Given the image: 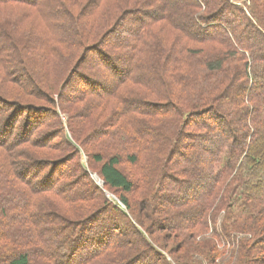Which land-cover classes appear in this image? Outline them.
Listing matches in <instances>:
<instances>
[{"label": "trees", "instance_id": "trees-1", "mask_svg": "<svg viewBox=\"0 0 264 264\" xmlns=\"http://www.w3.org/2000/svg\"><path fill=\"white\" fill-rule=\"evenodd\" d=\"M89 56L101 69L88 81ZM70 84L84 88L66 107ZM0 108L16 110L0 121V264H264V0H0ZM77 114L83 133L100 127L86 141ZM98 135L114 150L90 152ZM62 163L78 192L55 177ZM176 182L191 197L177 198ZM160 214L187 216L170 227L179 241L165 235L172 250L151 236ZM161 248L181 255L168 262Z\"/></svg>", "mask_w": 264, "mask_h": 264}, {"label": "rangeland", "instance_id": "rangeland-1", "mask_svg": "<svg viewBox=\"0 0 264 264\" xmlns=\"http://www.w3.org/2000/svg\"><path fill=\"white\" fill-rule=\"evenodd\" d=\"M143 3H145V2H143ZM142 3V4H143ZM142 6V5H141ZM134 21H136L135 19L131 22V25H133L134 24V28L136 27V22H134ZM129 25L128 24H126V23H123L122 24V27L120 28L121 29V31H124V29L126 28V27H128ZM117 33V34H116ZM115 35H113V37H112V41L113 40H115V38H116V36H118L117 37V40H120V41H124L126 38H125V36H124V38H121L120 37V35H119V31L117 30V32H115L114 33ZM117 40H115V42H118ZM122 43V42H121ZM114 47V46H113ZM113 47H104V48H106L107 50H109V51H112L113 53L115 52V51H117V49H115V48H113ZM99 57V56H98ZM101 58V57H100ZM120 61V60H119ZM127 60H126V58L125 57H122V60L120 61L121 63H122V65H123V67H126V65H127V62H126ZM98 62L96 61V59H95V56H89L87 59H86V62L84 63V69H86L87 71H86V76H85V80H88L89 81V78H92L93 76L95 77V75H96V73H97V68L98 69H101L100 68V66L97 64ZM109 77H110V79H114V74H109ZM106 81V80H105ZM87 82V81H86ZM104 83V85H106V83L105 82H103ZM112 84L111 83H108V85H106L105 87H109V88H111L112 86H111ZM72 87H73V84H70V86L68 87V90L66 91V96H68V99H69V102H67V106L66 107H70V106H73L74 104H75V102H77L78 101V99H80V97H81V89H83L84 88V86L82 85V87H79V88H74V89H72ZM94 89H97V87L96 88H94ZM107 89L108 88H106L105 90H101V89H97V90H94V91H96V92H104L105 93V91H107ZM129 92H132V90L131 91H129ZM133 93V92H132ZM57 97V96H56ZM58 99V98H57ZM56 103H59V99H58V102H56ZM57 105H59V104H57ZM85 106H86V103L85 104H80L79 102L75 105V108L78 110V111H87L86 109H85ZM62 107H63V104H62ZM48 109V108H47ZM52 109V108H51ZM0 112H2L1 113V115H2V119H0V121L1 122H3L4 121V119L6 118V116L7 115H12V116H14L15 114H16V110H12V109H5V110H3L2 108H0ZM76 113H77V111H76ZM78 115L79 114H77L76 115V120L74 119L73 121H72V123H74V127L76 128V130H77V132H81V133H83V130H82V127H80V122L79 121H81V119L78 117ZM25 116H27V117H25ZM30 116L31 117H34V118H36V116L35 115H31V113H29L28 112V114H26V113H24L23 114V116L19 119V121L18 122H16V130L18 131V134L19 135H21V132L23 131V129H24V126L25 125H27L28 124V122H29V120L31 119L30 118ZM62 116V121H63V123H64V127L66 128V130H65V132H66V136H67V138H68V140L71 142V143H74L75 144V142H76V144L78 145V148L80 149V151H85L84 149V147H83V145L80 143V144H78L77 143V141H76V139L74 138V136H73V134H72V132H71V130H70V128H69V125H70V122H69V115H67V114H62L61 115ZM7 118H8V116H7ZM51 120V119H50ZM52 121V120H51ZM20 123V124H19ZM44 123V121H42V124ZM67 123H68V127H67ZM91 127H93V126H97V123H95V120H92V123H91V125H90ZM89 126V127H90ZM89 127L87 128L88 130H85L84 131V133L82 134V139L84 140V141H86V139L90 136V130H89ZM81 128V129H80ZM97 128H100L99 126H97ZM55 128H54V126L51 124V122L49 123V128H48V131H49V134H51V136H47V141H51L50 143V145H58L59 144V142H58V139L56 140L55 139V132L54 131H56V130H54ZM89 135V136H88ZM99 136L100 135H98V136H92V137H90V139H89V142H88V144H87V147H88V149L90 150V152H92L93 154L94 153H103V152H105V151H113L114 150V148H112V147H110V146H104L103 145V142L101 141V139L99 138ZM10 142V141H9ZM189 143H191V141L189 142ZM14 146V145H13ZM59 146V145H58ZM30 151H32V150H30ZM36 151H39V150H36ZM43 151H46V150H43ZM82 152V159H81V163H82V165L85 167V168H87V169H89V162H88V158L86 157V155L84 154ZM51 153H52V151H51ZM53 154V153H52ZM104 154V153H103ZM194 156V155H193ZM198 157V156H197ZM201 157V156H200ZM190 158H191V156H190ZM52 159V158H51ZM178 159V158H177ZM83 161V162H82ZM178 161H184V160H179L178 159ZM60 166H59V168H58V170H59V172H56V175H55V177L57 176V179H63V180H61V184H63V185H65V188H70V189H72V191H71V193H75L74 192V190L76 191V192H78L77 190H78V188H77V185L75 186L74 184H73V182H74V180H73V174H74V172H72V170H73V167L71 166V165H69V164H59ZM90 166L92 167V171L94 170L95 172H94V174L100 179V180H102L101 178H100V176H99V174L97 173V172H99L98 171V166L99 165H97V164H95V163H93V162H90ZM51 167V168H50ZM54 166H52V165H50L49 167H47L46 169H43L42 170V172L40 173V175H41V177H40V182H39V180H37V181H35V186H39V183H41V182H43V179H44V181L45 180H49V178L51 177V172H49V174H48V172L46 173V170H48V169H50V170H52V172H54V170H55V168H53ZM100 167V166H99ZM188 169H187V168ZM194 167V166H193ZM201 167H204V166H201ZM201 167H199V164H197V167H196V169H199V168H201ZM72 168V169H71ZM190 168H192V167H188V165L185 163V162H181V164H180V168L179 169H175V170H179L181 173H183V172H185L186 170H189ZM122 169L125 171V172H127V173H131L132 172V170H131V166L130 165H122ZM32 170H35V168H32ZM203 170V169H202ZM199 171V170H198ZM72 172V173H71ZM46 173V174H45ZM72 175H71V174ZM173 175H175L174 173H173ZM184 176H185V174H184ZM43 177V178H42ZM93 178V177H92ZM93 180H94V178H93ZM195 179H193L192 177H190L189 179H188V181L187 182H192V181H194ZM103 181V180H102ZM169 182V181H168ZM95 183L100 187V185L97 183V181H95ZM104 183V182H103ZM177 183V185H175L176 186V190L177 191H173V192H175L176 193V195H177V198H179V199H183V200H185L186 198H189V197H191V194H192V192L193 191H191L190 189H189V192H190V194H185L186 196L184 197V194L182 193V191H186V192H188V189H186L185 188V186L184 185H180V183L179 182H176ZM72 184L75 186V187H73L72 186ZM189 184V183H188ZM169 185V184H168ZM168 187V186H167ZM102 188V187H101ZM169 189V188H168ZM173 192H171L170 194V196L172 197V198H169L168 199V201L169 200H172L173 199ZM181 192V194H179ZM4 195H6V194H4ZM106 196L109 198V199H111V200H113L116 204H118L120 207H122V208H124L125 209V207H123L122 205H121V203L119 202V200H118V198L116 197V195H114V194H112V193H106ZM44 205H45V208L44 209H42L41 208V212H43V211H47V210H50V209H52V205H54V203L52 202V201H50V200H46L45 202H44ZM162 206H166V204H164V205H162ZM54 208H55V206H54ZM123 209V210H124ZM55 211H56V209H54ZM168 213H172V211H174L175 212V210L174 209H172V207H168ZM55 211H52V212H55ZM44 213V212H43ZM182 216H185L186 218H177L176 220L174 219V217H172V216H163L162 214H160L159 216H158V218L157 219H159V220H161V222L158 224V229H156V232H153V234L151 235V236H153V238H155L154 237V235H156L157 236V238H155V241L157 242V243H159V244H161L162 245V247L163 246H165V248H167V247H169V249H173L175 246H176V244H174V242H167V240H168V238L166 239L165 238V235H176L175 234V232L173 231V229L172 228H170V227H173V226H175V225H173V224H176V222L177 223H181V222H184V221H186L187 220V216L186 215H182ZM12 220V219H11ZM20 220H21V217L18 215V219L17 220H12L14 223H15V225H17L18 227H21L22 228V226H24V225H21L20 224ZM173 221V222H172ZM14 225V226H15ZM165 226V234H164V230H162V229H164V226ZM24 228V227H23ZM162 230V231H161ZM7 231H9V230H7ZM151 231V230H150ZM152 231H154V230H152ZM144 234H145V236H147L148 237V235H147V233L144 231ZM184 233H178L176 236L178 237L177 238V241H179V236H181V235H183ZM189 235L187 232L185 233V235ZM14 237H15V235H13ZM152 239V238H151ZM191 239H193V237H190L189 238V241L191 240ZM17 240V239H16ZM195 240V239H194ZM196 241V240H195ZM186 242H187V240H186ZM198 244H200V246L202 247V251L201 252H203V251H205L206 252V250L207 249H210L211 247H212V242L211 241H209V240H204V241H202V242H199ZM179 249V248H178ZM177 249V250H178ZM159 250H161L162 251V253L166 256V257H168V262H173V263H175L173 260L175 259V257H179L181 254H172L171 256L169 255V253H168V251L166 252V251H164L162 248L161 249H159ZM167 250V249H166ZM176 250V251H177ZM176 251H174V252H176ZM182 253V252H181ZM183 254V253H182ZM185 253L183 254V257H185ZM142 256L143 257H146V256H148V257H153V255H151V254H149L147 251H145L144 250V252L142 253ZM174 257V259H173V257ZM2 258H3V260L5 261L6 259H7V256L5 257V256H2ZM155 263L156 264H162L161 262H158V261H155ZM175 264H179V263H175ZM185 264H188V262H185Z\"/></svg>", "mask_w": 264, "mask_h": 264}, {"label": "water", "instance_id": "water-1", "mask_svg": "<svg viewBox=\"0 0 264 264\" xmlns=\"http://www.w3.org/2000/svg\"><path fill=\"white\" fill-rule=\"evenodd\" d=\"M93 177H94V179L97 181V183L101 186V187H103L104 186V183H103V181L102 180H100L95 174H93Z\"/></svg>", "mask_w": 264, "mask_h": 264}]
</instances>
